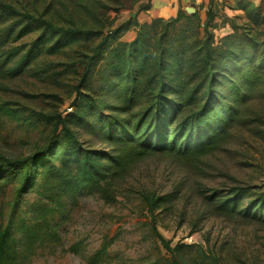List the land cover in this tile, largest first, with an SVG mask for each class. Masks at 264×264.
Wrapping results in <instances>:
<instances>
[{
	"label": "trees",
	"instance_id": "1",
	"mask_svg": "<svg viewBox=\"0 0 264 264\" xmlns=\"http://www.w3.org/2000/svg\"><path fill=\"white\" fill-rule=\"evenodd\" d=\"M236 2L229 6L243 13L221 23L216 21L221 17L218 4L211 0L205 18L198 9L187 13L181 8L174 17L141 22L136 13L113 26L94 12L95 25L88 26L72 15L65 19L69 24H59L0 0V82L22 75L42 55L74 44L89 48L81 53L82 80L70 94L76 93L75 107L55 118L44 145L26 157L13 159L0 153V181L6 170L20 173V195L38 174V194L53 201L38 210L36 219L43 230L38 232L35 226L28 233L30 240L54 237L49 217L66 201L76 204L82 188L113 202L116 184L146 159L163 156L199 166L206 156L227 148L237 126H249L262 116L253 104L264 101V4ZM149 8L150 2L138 12ZM227 21L231 32L218 36L216 29ZM131 28L136 30L134 38L123 40ZM33 32L37 35L31 42H20ZM89 43L96 44L89 47ZM83 132L89 139H82ZM53 149L59 151L58 163L49 160ZM9 181L6 177L3 184ZM201 194L213 214L264 225V188L236 183L204 188ZM173 199L171 193L143 194L152 218L170 210ZM27 228L23 222L21 229ZM155 230L167 250L184 246L172 247ZM106 248L103 245L96 256ZM0 264H26V256L20 255L2 223ZM170 264L180 262L174 258Z\"/></svg>",
	"mask_w": 264,
	"mask_h": 264
},
{
	"label": "rangeland",
	"instance_id": "2",
	"mask_svg": "<svg viewBox=\"0 0 264 264\" xmlns=\"http://www.w3.org/2000/svg\"><path fill=\"white\" fill-rule=\"evenodd\" d=\"M3 1L42 13L59 24H69L65 19L72 15L79 24L88 26L95 25L94 12L115 26L134 17L140 6L150 2ZM227 4L220 8L223 13H242L229 6L237 2L230 0ZM132 29L123 40L134 38L136 30L134 34ZM226 29L216 33L219 36ZM36 35L33 32L20 42H31ZM94 44L89 43V47ZM87 50L84 44H74L57 54L42 55L22 75L0 82L1 154L13 159L33 155L52 133L55 118L74 109L76 93L70 94L82 80L81 53ZM54 71L60 73L55 75ZM253 107L262 116L249 126H237L227 148L206 156L199 166L163 156L146 159L116 184L118 195L110 203L92 189L82 188L76 204L66 201L65 207L49 217L56 233L51 238H28L35 226L38 232L43 230L36 219L41 205L53 204L37 192L39 175L34 174L18 195L21 174L6 170L0 181V223L9 228L20 255L26 256V264H170L174 258L180 264H264V225L213 214L201 194L204 188L236 183L264 188V101H255ZM34 111L52 115L53 119L39 118ZM81 137L85 140L90 135L83 132ZM49 157L58 163V149H53ZM39 168L37 164L38 172ZM6 177L10 181L3 184ZM150 191L173 194L170 210L152 218L143 200V194ZM23 222L28 223L27 231L21 229ZM155 228L172 247L177 243L184 246L174 252L167 250ZM103 245H107L106 250L96 256Z\"/></svg>",
	"mask_w": 264,
	"mask_h": 264
},
{
	"label": "crops",
	"instance_id": "3",
	"mask_svg": "<svg viewBox=\"0 0 264 264\" xmlns=\"http://www.w3.org/2000/svg\"><path fill=\"white\" fill-rule=\"evenodd\" d=\"M210 1L211 0H150V8L148 10H142L138 12V18L141 22H149L156 17L170 18L176 16L181 8L187 11V13H193L198 9L201 12L202 17L205 18L204 15L206 14V10L208 9ZM214 1L218 4L219 12L221 13V17L216 18V21H219V23H221L222 19H225L223 17V14L225 17H233L237 14H241V13H237L234 15H229L225 11L224 13L223 11H221L220 8H223V6L228 5L227 2H229L230 0H214ZM231 1L236 3V0H231ZM250 1L256 4H260L263 3L264 0H250ZM236 11H241L243 13V11L239 8H237ZM225 28H227L226 31L221 33L219 36L231 32L232 30L231 25L228 21L221 24V26L218 29L222 30ZM218 29H216V32L219 31ZM133 32L135 34V31Z\"/></svg>",
	"mask_w": 264,
	"mask_h": 264
}]
</instances>
